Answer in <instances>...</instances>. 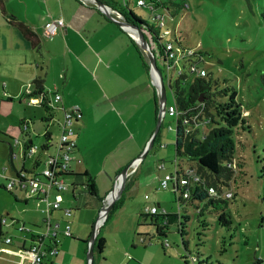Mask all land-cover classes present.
<instances>
[{
    "label": "crops",
    "instance_id": "crops-1",
    "mask_svg": "<svg viewBox=\"0 0 264 264\" xmlns=\"http://www.w3.org/2000/svg\"><path fill=\"white\" fill-rule=\"evenodd\" d=\"M167 1L170 0L165 2ZM102 2L104 3V0ZM154 2V7L160 8L165 3L161 0ZM129 3L123 6L115 0H106L104 4L112 10H115L112 6L123 7L120 10L122 16V12L127 13L128 9H131ZM112 15L115 17L113 12ZM56 18H62L64 22L62 30L51 38L43 37L44 25ZM20 24L30 33L29 37L19 28ZM136 45L130 32L108 19L90 0H0V117L7 119L11 111L17 107V102L27 108L23 110L24 113L29 112L28 108L51 113L52 124L59 131L57 121L61 119L64 109L77 107L80 111V118L74 124L75 160L71 163L69 172L63 176L64 182L65 178H72L69 184L65 182V190L70 194L68 192L63 194L65 190L61 191L62 201L59 208L49 214L50 225L57 226L58 231L71 222V235L59 237L56 254L47 257L46 264H87L89 237L84 238L85 227L92 222V229L103 200L109 198L115 187L116 176L122 168L142 153L154 131L158 111V88L151 89L148 79L150 73L146 71L143 63L145 60L148 65V61L139 53L140 48ZM142 58L145 59L142 61ZM36 79L41 81L38 92L34 85ZM151 81L154 84L152 78ZM54 93L61 96V102L56 105L51 101ZM27 96H32L33 99L46 96L44 103L48 105L43 106L38 102L28 104ZM17 119L20 121L18 129L22 130L25 140L21 147L23 162L20 168L12 166L15 172L21 169L27 170L24 165V158L27 156L25 144L26 142L30 144L28 143L30 140L33 144L29 132V123L31 124L32 121L25 119L23 113L18 115ZM39 120L49 121L44 114ZM23 122L27 125L26 130L22 128ZM3 125L4 122H0L2 131L17 137V131L12 126H9L10 132ZM168 129L171 130V127ZM159 134L160 131L156 134L153 145ZM43 136L45 142L40 150L47 151L51 135L46 131ZM15 140L17 139H14V143ZM126 142L129 144L125 145ZM161 145L159 142V146ZM55 148L56 153L57 147ZM124 150L126 153L122 157L121 153ZM128 152L129 155L125 156ZM146 156L129 169L125 193L117 200L119 210L124 209V199L128 198L127 194L132 197L130 195L139 190L154 188L166 173L174 174L176 170H186L175 158L169 161L171 170L166 166L164 158H157L153 170L144 169ZM108 158H111L110 163ZM38 165L37 160L32 169ZM75 174L88 176L89 184L95 192V195H92L94 198L89 197L91 194L84 184L75 179L73 176ZM69 195L76 202L77 209L73 207L74 204L67 202ZM144 195L142 199L146 202L149 197L144 199ZM26 200H32L41 215L39 226L30 225L32 234L36 235L45 229L43 220L46 215L41 211L44 204L35 199ZM48 200L50 202L53 200V193L49 195ZM144 205V212L141 201L134 207L133 213L125 215L120 213L121 215L116 214L113 217L114 215H110L109 211L105 215L102 230L98 232V235L104 239V248L101 253L94 252L92 264H187L186 255L180 247L172 248L168 243L169 246L164 248L163 241L159 240L162 239L161 237L156 234L148 236L149 232L142 230L145 227L142 225V220L145 219H142L140 214H148L145 211L148 206ZM79 207L82 209L90 207L89 216L85 218L81 213L66 215L63 211L64 208L71 209V212L82 210L78 209ZM168 214L172 218L170 221L167 220L166 229L168 224L178 225L180 222L177 214ZM12 222L13 226H4L15 230L18 221L10 220L7 223ZM21 224L26 227L24 223L18 225ZM34 227L42 230L38 231ZM15 232L16 236L5 235L11 238L9 244H5L2 240L5 246L0 247V264H28L26 259H22L17 254V251L22 248L23 241L24 245L28 246L31 235H24L16 230ZM142 235H146L147 239ZM136 237L139 243H135ZM152 238L157 241L153 243L155 240L153 241ZM181 246L183 250L186 249L184 244ZM202 261L196 263L211 264ZM214 264L237 263L217 261ZM250 264H264V260L260 258Z\"/></svg>",
    "mask_w": 264,
    "mask_h": 264
},
{
    "label": "rangeland",
    "instance_id": "rangeland-1",
    "mask_svg": "<svg viewBox=\"0 0 264 264\" xmlns=\"http://www.w3.org/2000/svg\"><path fill=\"white\" fill-rule=\"evenodd\" d=\"M115 1L123 6H127V2H130L132 12L151 24L153 28L157 26L152 18L160 17L159 20L162 19L160 24L164 23L161 30L166 29L170 34L166 36L160 34L158 39L163 42L166 40L176 42L184 48L192 49L195 54L201 53L198 66L206 71L208 77L217 82L218 88L227 87L236 92L235 99L240 104L243 115L247 117V124L233 127L235 173L230 187L225 188V191L231 194L229 200L217 203L215 208L211 207L201 214H198L195 206L187 201L178 210L173 184H169L166 189H158L157 183L154 188L149 187L131 194L132 197L127 194L128 198L124 199V209L119 210L120 208L115 207L110 210V215L115 217L116 214L121 215L120 213H123L122 215L133 213L134 207L141 201L142 212H144V204L149 207L158 203L159 209L177 214L180 225L168 224L167 236L159 240H166L172 248L180 247L186 255L187 264H197L189 261V253L197 256L198 260H203V263L206 261L211 264L217 261L250 264L260 258L264 260V0H170L177 5L184 3L187 6L179 7L176 13L154 7V0H143L146 2L144 6H138L137 0ZM142 54L144 55L143 52ZM155 63L163 79L166 106H174L168 80L172 82L175 74L166 71L158 55ZM177 70H179L178 66ZM148 79L151 89L155 88L149 74ZM191 80L192 77L188 76L181 86L186 89ZM16 106L7 119L0 117V122L3 121V126L10 132L9 126L17 131V137H14L0 129V221L3 218H6L7 222L15 220L18 221L16 225L24 223L26 227L31 228L32 225L39 226L41 218L35 203L24 199L22 191L14 189L8 191L4 187L10 180L8 178H14L13 167L20 168L23 162L21 147L25 136L22 130L18 129L20 121L17 116L23 113L25 119L32 121L31 124L29 123V132L33 144L38 147L34 154L24 158V165L28 171L32 170L38 160L39 165L35 171L40 172L46 157L55 153L59 131L51 120L47 122L39 120L41 115H47L43 110L28 108L29 112L24 113L23 110H27L24 104L16 102ZM168 127H171V130ZM46 131L51 135V140L48 143V150L43 151L40 147L45 142L43 134ZM14 139H17L18 143H14ZM174 140L175 117L166 113L161 121L158 139L148 155H145L144 169L153 170L157 158H164L166 166L171 170L169 161L175 158L180 161L184 169L188 170L190 167L188 161L184 158H176L174 155ZM10 150L15 156L12 157V163ZM126 150L121 153L122 157ZM127 155L129 152L125 156ZM110 161L111 158H108V163ZM71 179V177L65 178L66 184H69ZM66 192L70 194L67 190L62 193L66 194ZM144 193L149 197L146 202L142 199ZM89 197L94 198L92 195ZM68 201L76 208V202L70 198V195ZM85 208L88 209L79 207L78 209L82 210H73L71 213L73 215L81 213L86 218L91 209ZM222 213H225L223 218H219ZM142 222V225H145L142 230L148 231V236H155V228L149 224V217ZM158 222H161L160 218ZM91 223L85 227V239L90 236ZM103 225L104 221L98 225L96 233H100ZM34 228L38 231L42 230L38 227ZM0 233V247L5 246L2 240L6 234L17 235L13 228H7L2 224H0ZM142 237L147 239L146 235ZM135 239L138 241L135 243H139L138 237ZM181 244H184L185 250Z\"/></svg>",
    "mask_w": 264,
    "mask_h": 264
},
{
    "label": "trees",
    "instance_id": "trees-1",
    "mask_svg": "<svg viewBox=\"0 0 264 264\" xmlns=\"http://www.w3.org/2000/svg\"><path fill=\"white\" fill-rule=\"evenodd\" d=\"M112 7L118 12H121L120 10L123 8L119 6ZM179 7L186 8L187 6L184 3L177 5L172 1L162 4V8L169 10L171 13H176ZM122 16L127 22L136 24L153 35L154 47H151V51L154 54L155 62L156 55L161 59L163 56L162 45L156 37L161 29L158 27L153 28L151 24L134 14L131 9H128L127 13L122 12ZM19 28L24 35L30 36L23 25L20 24ZM33 45H36V43H33ZM139 53L142 55L140 50ZM201 57V53L195 54L192 52L191 55L181 58L178 63L179 70L175 73L174 80L168 83L172 91L174 106L179 112L175 119V157L186 159L190 164L189 169L193 170L198 177V180L194 181L188 177V183L185 186L189 194L188 198L178 197L181 204L187 201L194 205L196 209H200L198 214L211 207L215 208L217 203L230 199L227 197L229 192L225 191V188L230 187L235 173L233 127L238 125L242 127L247 124V117L243 115L240 104L235 99L236 92L234 90L227 87L218 88L217 82L208 77L207 73L206 76L201 77L191 72V67L200 68L198 64ZM144 59L142 58V61ZM144 61V68L148 72L149 66ZM188 76H191L192 80L185 89L181 85ZM34 85L38 92L41 88V81L36 79ZM25 145L27 146V142ZM9 154L12 162L11 150ZM73 176L81 184H84L89 194L95 195L86 174H75ZM209 187L214 189V194L208 192ZM125 189L126 186L121 197ZM118 204L119 201L115 202L112 209L117 207ZM224 214L222 213L219 218H223ZM140 217L142 219L149 217L150 224L155 228V234L159 237L166 236V227L159 225L157 215L141 213ZM166 217L168 221L172 218L169 214ZM93 248L94 252L98 253H101L104 248V239L98 233ZM195 258L196 262L199 261L197 256Z\"/></svg>",
    "mask_w": 264,
    "mask_h": 264
},
{
    "label": "built area",
    "instance_id": "built-area-1",
    "mask_svg": "<svg viewBox=\"0 0 264 264\" xmlns=\"http://www.w3.org/2000/svg\"><path fill=\"white\" fill-rule=\"evenodd\" d=\"M137 4L138 6H144L146 3L143 0H139ZM108 10L111 14L113 12L117 19H121L120 16H118L119 13L116 10H112L109 7ZM159 18L160 17H156L155 19L153 17L152 19L153 22L156 23V26L161 29V27L164 26V23L162 22L160 24V21H162V19L159 20ZM63 26L64 22L62 18L52 19L44 25L42 35L45 38H51L54 35L58 34L62 30ZM141 30L150 48L151 46L154 47L153 35L144 28H141ZM160 34L166 36L169 35L170 32L166 29L161 30L160 33L156 35L157 39L158 37H160ZM159 41L160 45H162L163 51L161 61L163 62L166 71L172 72L174 74L177 73V66L179 61L184 56L191 55L193 52L192 49L184 48L176 42H172L170 40H166L165 42H163L161 39H159ZM190 70L197 76H206V71L202 68L191 67ZM169 81L170 80H168V83ZM27 92L29 93V91ZM26 99L28 104L38 102L43 106L48 105L44 103L46 96H42L39 99H33L32 96H27ZM51 101L54 105H56L61 102V96L58 93H54L51 97ZM166 113H168L170 116H174L175 119L179 114L175 106L167 107L165 104L164 113H162V116ZM46 114V120L50 121L53 118L51 113L46 112ZM79 118L80 111L77 107L64 109L61 119L57 121L59 140L56 153L54 155L46 157L43 162V168L40 170V172L36 173L35 168L29 171L25 169L17 170L15 172L14 178L10 179L5 185V189L7 190L15 189L22 191L23 196L26 199H35L39 203L44 204V207L41 209V211L46 215L43 220V224L45 226L43 232L34 235L32 234L33 230L30 227H25L22 224L16 226L14 225L17 232L24 235H31L30 242L27 243L28 246H25L23 241L22 248L17 251V254L22 259H26L28 261V264H46V258L54 256L56 254V244L59 242V237H70L71 235L69 224H65L64 228L60 231H58L57 226H51L49 221V214L52 210L59 208V204L62 201L60 192L65 190L66 188L63 176L69 172L70 165L75 160V158L73 157L76 143L74 124ZM22 128L24 130L27 129L26 123L23 122ZM26 147L27 148L25 149V152L27 153V156L34 154L38 149V147L32 143L27 144ZM12 157L15 156L12 154ZM188 177H190L193 181L198 180V177L194 174L193 170L188 169L183 171L176 170L174 174L166 173L158 181V189H166L169 184H173L175 200L178 204V210L182 205L179 201L178 196L186 199L189 195L188 191L185 189V186L188 183ZM208 192L210 194H214V189L212 187H209ZM51 193H53V200L50 202L48 200V197ZM227 197L230 198L231 194L228 193ZM147 198L148 196L144 195V199ZM63 211L66 215H69L71 213V210L69 208H64ZM145 211L148 214L157 215L158 218L161 219L159 225L161 227L166 226L168 222L166 216L168 215V213L164 209H159L158 205L153 204L147 207ZM196 212H199V209H196ZM104 220L105 215L103 214V211L100 210L93 227L96 229L98 225H100ZM0 224L13 226V222L7 223L5 218L1 220ZM178 224L180 225V222ZM179 231L181 232V230ZM46 240H48L47 243ZM3 241L5 244H9L11 238L9 236H5L3 238ZM162 246L165 248L168 247L169 244L166 240H164L162 242ZM188 258L192 263L196 262L195 256L190 253L188 255Z\"/></svg>",
    "mask_w": 264,
    "mask_h": 264
},
{
    "label": "water",
    "instance_id": "water-1",
    "mask_svg": "<svg viewBox=\"0 0 264 264\" xmlns=\"http://www.w3.org/2000/svg\"><path fill=\"white\" fill-rule=\"evenodd\" d=\"M95 4V6L111 21L116 23L119 27L122 29L128 31L131 33L135 43L138 45V47L141 49V51L144 53V56L146 57L149 65V73L151 78L154 81L155 87L158 88V98H157V118H156V124L154 131L146 144V147L144 148L143 152L130 164L126 165L116 176V184L114 189L112 190L111 194L109 195V198H106L103 200L102 207L100 208L101 211H103V214L106 215L113 207L115 201L119 199L121 196L126 182V177L128 174L129 169L134 166V164H138V162L146 155V152L152 147L154 138L159 130V126L162 119V113H164V107L166 104V97H165V88L163 85L162 77L160 71L156 67L154 54L152 53L150 46L148 42L146 41L141 27L132 24L126 21V19L121 16V14H118L121 19H117L116 17H113V15L109 12L108 6L104 4L101 0H90ZM17 143V140H15ZM28 143H31V140L28 141ZM96 229L92 227L89 239H88V248H87V264H92L93 261V255H94V240L96 238Z\"/></svg>",
    "mask_w": 264,
    "mask_h": 264
}]
</instances>
